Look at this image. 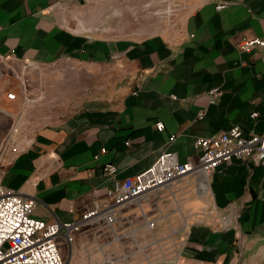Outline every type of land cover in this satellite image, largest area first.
<instances>
[{"label": "crops", "instance_id": "0c3cea01", "mask_svg": "<svg viewBox=\"0 0 264 264\" xmlns=\"http://www.w3.org/2000/svg\"><path fill=\"white\" fill-rule=\"evenodd\" d=\"M56 2L0 0V63L69 59L109 70L118 86L40 127L7 159L3 184L35 198V218L66 222L105 204L107 163L124 179L165 151L196 160L198 137L234 126L264 133V56L239 49L243 39L264 38V0L203 2L170 40L94 38L72 30ZM8 94L9 65L0 70V112L10 115ZM172 191L171 264H264V168L233 159L206 178L204 190L189 180ZM76 237L71 247L60 239L63 260L98 264L104 253Z\"/></svg>", "mask_w": 264, "mask_h": 264}, {"label": "rangeland", "instance_id": "374dc122", "mask_svg": "<svg viewBox=\"0 0 264 264\" xmlns=\"http://www.w3.org/2000/svg\"><path fill=\"white\" fill-rule=\"evenodd\" d=\"M206 1L57 0L55 7L72 30L94 38L141 40L161 36L170 40L180 33L187 16ZM8 65L9 94L14 98H8V95L7 98L14 106L9 110L10 115L0 112L2 182L7 159L22 153L21 144L28 141L37 129L61 123L75 110L108 93L107 88L118 86L109 70L99 66L86 67L69 59L50 64H23L9 60V64L0 63V70H7ZM158 123L162 124L161 128ZM158 123L157 130L162 131L164 125ZM106 178L112 185L113 179ZM107 199L102 205L92 203L78 218L66 221L79 220L96 207L99 210V217L78 224L71 245L61 238L62 243L71 247L77 235L84 237V247L95 244V248L104 253L98 264L106 260L123 264H171V185L148 192L125 205L113 206L110 211L104 209L113 203L112 199ZM113 210L118 211L117 215Z\"/></svg>", "mask_w": 264, "mask_h": 264}, {"label": "built area", "instance_id": "2783aa9c", "mask_svg": "<svg viewBox=\"0 0 264 264\" xmlns=\"http://www.w3.org/2000/svg\"><path fill=\"white\" fill-rule=\"evenodd\" d=\"M225 4L215 6L217 10ZM260 49L264 56V38L243 39L239 49L245 53ZM217 95L213 89L209 93ZM14 98L8 94V98ZM162 124L158 123V128ZM172 140V138H171ZM193 147L196 160L180 162L176 153L161 154L155 164L146 171L126 179H117V168L107 163L102 167L105 177L113 179L107 190V197L113 203L104 207L122 206L136 201L148 192L171 185V193L179 184L193 180L198 190L206 188V178L228 165L233 159L253 160L264 168V133L244 135L237 126L213 137H198ZM36 201L33 197L15 192L3 185L0 175V264H66L62 258L59 241L62 238L69 245L79 223H87L98 215V208L85 213L81 219L72 222H45L34 217ZM114 214L117 215L115 210ZM205 215V212H202ZM226 219V217L224 218ZM100 264H123L106 260Z\"/></svg>", "mask_w": 264, "mask_h": 264}]
</instances>
